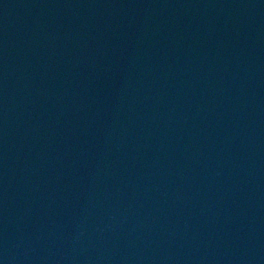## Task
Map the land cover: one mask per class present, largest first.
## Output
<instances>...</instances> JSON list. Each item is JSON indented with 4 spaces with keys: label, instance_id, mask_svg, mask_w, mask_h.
Instances as JSON below:
<instances>
[{
    "label": "water",
    "instance_id": "water-1",
    "mask_svg": "<svg viewBox=\"0 0 264 264\" xmlns=\"http://www.w3.org/2000/svg\"><path fill=\"white\" fill-rule=\"evenodd\" d=\"M0 264H264V0H0Z\"/></svg>",
    "mask_w": 264,
    "mask_h": 264
}]
</instances>
